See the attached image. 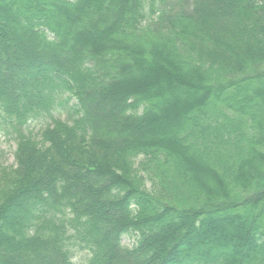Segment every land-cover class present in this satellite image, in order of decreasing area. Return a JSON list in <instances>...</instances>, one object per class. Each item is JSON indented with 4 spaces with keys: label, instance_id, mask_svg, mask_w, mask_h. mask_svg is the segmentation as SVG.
Masks as SVG:
<instances>
[{
    "label": "trees",
    "instance_id": "obj_1",
    "mask_svg": "<svg viewBox=\"0 0 264 264\" xmlns=\"http://www.w3.org/2000/svg\"><path fill=\"white\" fill-rule=\"evenodd\" d=\"M0 131V264H264V0H0Z\"/></svg>",
    "mask_w": 264,
    "mask_h": 264
},
{
    "label": "rangeland",
    "instance_id": "obj_2",
    "mask_svg": "<svg viewBox=\"0 0 264 264\" xmlns=\"http://www.w3.org/2000/svg\"><path fill=\"white\" fill-rule=\"evenodd\" d=\"M17 40H18V38L16 36H14L13 39L10 40V42H14ZM60 110H61V108H60ZM259 110H263V109L260 108ZM61 115L63 117H65L66 113L65 114L61 113ZM33 123L34 122H32V124ZM38 127L39 126H37V129H38ZM37 129H35V130H37ZM15 149H16V142L12 138V135H9L6 137L4 135V133L2 131H0V164L10 165V164L14 163V161H15V158H14ZM228 224L216 226V230L228 231V230H231V228L235 225L233 222H229ZM123 244L131 245V241H130L128 236H126L124 238ZM88 258H89V254L87 253V251H77L74 259L79 264H87Z\"/></svg>",
    "mask_w": 264,
    "mask_h": 264
}]
</instances>
